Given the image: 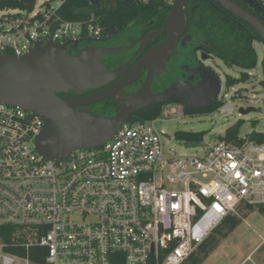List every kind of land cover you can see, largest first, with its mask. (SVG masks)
Returning <instances> with one entry per match:
<instances>
[{"label": "built area", "instance_id": "obj_1", "mask_svg": "<svg viewBox=\"0 0 264 264\" xmlns=\"http://www.w3.org/2000/svg\"><path fill=\"white\" fill-rule=\"evenodd\" d=\"M67 1L0 11V54L102 39L95 14L61 15ZM216 100L210 115L233 117L234 104ZM187 116L170 103L160 118L126 122L101 147L49 161L35 143L43 118L0 103V228L9 236L0 235V264H185L239 207H264V142L176 157L162 125Z\"/></svg>", "mask_w": 264, "mask_h": 264}, {"label": "water", "instance_id": "obj_2", "mask_svg": "<svg viewBox=\"0 0 264 264\" xmlns=\"http://www.w3.org/2000/svg\"><path fill=\"white\" fill-rule=\"evenodd\" d=\"M88 1L96 10L100 9L101 0ZM214 1L224 11L254 29L264 43V22L260 18L232 0ZM185 3L186 0L173 2L165 26L157 33L159 37L161 33L168 32V38L151 47L123 82L85 98L64 97L61 94L70 91L80 94L88 89L105 87L119 72H109L101 58L123 53L132 47L122 50L100 47L102 39L86 38L64 45L53 40L39 41L21 57L0 54V103L43 118L45 126L35 143L37 152L49 161L66 159L77 150L105 145L136 113L157 104H170L174 98H179L185 107L194 110L210 107L215 104L222 89L220 80L211 73L206 84L196 89L178 82L160 93L152 91L154 78L167 70L168 60L186 31ZM83 41L87 44L77 54L66 51L68 45L78 46ZM92 43L100 46H91ZM146 68L150 71L142 88L133 94H123V87L138 79ZM117 95L121 96L123 105L114 115L101 116L89 108L83 109ZM251 112H261V109H240L243 116ZM216 137L209 136V144L195 142L187 144L186 148H207Z\"/></svg>", "mask_w": 264, "mask_h": 264}, {"label": "trees", "instance_id": "obj_3", "mask_svg": "<svg viewBox=\"0 0 264 264\" xmlns=\"http://www.w3.org/2000/svg\"><path fill=\"white\" fill-rule=\"evenodd\" d=\"M175 0H101L100 9L96 10L88 0H68L61 10V15L67 20L85 21L95 14L96 22L102 29V39L113 37L121 34L122 31L129 28L140 20L155 23H163L171 13L172 4ZM264 7V0H260ZM38 0H0V11L4 10H20L30 12L36 5ZM204 15L197 23V30L204 35L207 45V52L216 56L229 68H238L242 70L239 80L227 77L226 84L233 87L238 82H246L250 76L247 72L258 67V53L254 47L255 42L263 43L259 34L250 26L235 19L233 16L222 14L214 9L207 7L203 10ZM197 31V32H198ZM264 71V60L262 62ZM264 85V81H262ZM237 97H241L237 94ZM170 103L182 104L179 99L175 98ZM221 102L215 101V104L208 108L191 109L185 107V111L189 115H197V113L212 114ZM166 105H154L148 109H144L136 113L130 123L149 122L160 118ZM244 126L242 120L238 121L233 127L226 131L224 137H220V142L241 145L247 139L255 140L259 143L264 142V134L252 132L245 138L240 137V131ZM207 133H192L179 131L175 134V138L184 141L186 144L203 142ZM247 208V207H246ZM253 209V208H247ZM264 213V207L258 208ZM239 216L228 217L216 231L206 239L198 247V251L191 256L185 264H201L213 251L219 242V237H227L229 233L236 230L239 224ZM0 235L5 240L9 236L5 235V228H0Z\"/></svg>", "mask_w": 264, "mask_h": 264}, {"label": "flooded vegetation", "instance_id": "obj_4", "mask_svg": "<svg viewBox=\"0 0 264 264\" xmlns=\"http://www.w3.org/2000/svg\"><path fill=\"white\" fill-rule=\"evenodd\" d=\"M232 1L239 4L245 10H250L256 17L264 22V7L260 0ZM212 6L222 14L233 16L224 11L214 0H186L184 9L186 15V31L178 41L174 54L168 60L167 70L160 74L159 77L157 76L154 78L152 83L153 93H160V91L170 88L178 82H183L192 89L199 88L202 84H206L207 79L210 78V73L219 79L215 70L207 65L208 62L217 57L207 52L208 43L206 38L197 30V23L201 21L204 15L203 10ZM166 21L156 24L154 20L150 22L140 20V22L134 23L129 28L122 31L121 34L102 39L103 44L101 46L97 43H92L91 46L93 45L94 47L100 46L119 50L132 47V49L120 54L105 55L101 58L102 64L109 72H119V75L105 85V87L88 89L86 92L80 94L70 91L68 94H61V96L85 98L103 92L105 89L123 82L151 47L159 45V43L164 42L168 38V32H163L157 37V33L165 26ZM151 35L155 37L153 36V38H151ZM150 39L152 41H150ZM86 44L87 41H83L78 46L70 44L66 51L70 54H77ZM149 71V68L143 69L138 79L123 87V94L126 93L129 95L140 90ZM121 100V96L117 95L115 98H108L103 102L89 104L83 107V109L89 108L101 116L114 115L123 105Z\"/></svg>", "mask_w": 264, "mask_h": 264}, {"label": "rangeland", "instance_id": "obj_5", "mask_svg": "<svg viewBox=\"0 0 264 264\" xmlns=\"http://www.w3.org/2000/svg\"><path fill=\"white\" fill-rule=\"evenodd\" d=\"M48 0H38V7ZM2 12H0V18ZM254 47L258 53V67L247 74L250 76L246 82H238L233 87L226 84L227 77L239 80L242 70L229 68L218 58L208 62L218 74L222 86L221 95L226 96V101L234 104V114L231 118H223L220 114L210 115L197 113L195 116H187L179 122H164L162 129L172 137V142L165 139L166 148L176 157H193L204 154V148L187 149L184 141L177 140L175 134L179 131L192 133H207L204 137V144H209V136L216 135L212 143L215 146L224 137L226 131L242 120L244 126L240 131V137L245 138L252 132L264 134V71L262 62L264 60V44L255 42ZM240 94L243 99L237 97ZM254 107L261 109V112H251L243 116L240 109ZM234 216H239L240 222L236 230L229 233L227 237H219V242L213 251L201 264H264V213L258 208L247 209L241 206Z\"/></svg>", "mask_w": 264, "mask_h": 264}]
</instances>
